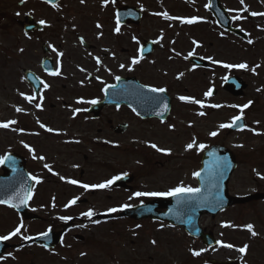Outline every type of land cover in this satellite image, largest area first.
Segmentation results:
<instances>
[{"label":"flooded vegetation","instance_id":"obj_1","mask_svg":"<svg viewBox=\"0 0 264 264\" xmlns=\"http://www.w3.org/2000/svg\"><path fill=\"white\" fill-rule=\"evenodd\" d=\"M219 1L230 26L245 32L248 40L227 29V23L218 22L209 0H12L7 4L0 0V90L6 95V104L0 106V123L16 121L7 128L0 127V158L4 159L0 176L13 173L18 176L15 183L20 184L23 165L32 192L28 206L32 201L39 206L37 211L28 207L37 215L32 220L12 206L0 205V236L21 227L20 234L0 240V247L7 244L0 254V264H169L163 255L159 259L148 253L143 256L139 231L145 223H157L158 227L169 223L150 216L129 217L122 214L125 208L121 207L134 208L160 197L130 199L134 192L168 191L167 160L154 159L160 151L153 150V165L145 166L138 174L120 172L114 166L116 146L160 140L163 133L177 134L178 114L192 110L194 104L179 97L196 96L190 93L188 69L193 68L203 77L213 63L209 58L227 51L230 43L251 45L247 25L259 18L233 8L238 6L235 1ZM151 2L158 3L160 19L153 20L149 15L142 28ZM172 6L178 8L179 15L177 19H166L162 15L165 12L174 17L168 8ZM127 8L139 9L141 21L123 23L117 12ZM192 17L197 18L194 23L182 22ZM41 20L46 23L40 24ZM148 32L154 36L141 37ZM148 41L152 51L141 57L139 49ZM191 57L205 65L197 66L189 61ZM133 58L138 60L136 64H132ZM57 70L58 75L52 74ZM128 85L136 89L128 91L135 92L138 101H156L160 108L156 116L138 114L122 101L118 94L128 92ZM143 86L164 88L165 92L154 93ZM25 97L34 99L29 102ZM106 97V104L97 111L91 109ZM92 100L97 102L92 104ZM167 102L169 108L164 114ZM3 140L10 146H2ZM123 173L131 174V183L119 186L114 182L106 189L81 187ZM15 190L23 193V186ZM73 199L76 203L65 207ZM109 208L119 210L109 213ZM89 209L94 211L93 217L81 215ZM28 223L36 224V231L29 234ZM45 232L46 237L41 235ZM38 236L43 241L27 243L24 239Z\"/></svg>","mask_w":264,"mask_h":264},{"label":"rangeland","instance_id":"obj_2","mask_svg":"<svg viewBox=\"0 0 264 264\" xmlns=\"http://www.w3.org/2000/svg\"><path fill=\"white\" fill-rule=\"evenodd\" d=\"M226 1L229 4L235 1L238 6L233 5L232 7L241 8L246 14L264 12V0H243V3L241 0ZM8 2L12 0H6V4ZM168 8L172 9L174 17L179 15L176 6ZM158 12H160L158 3L151 2L142 19L141 27H146L149 15H152L153 20L160 19ZM252 16L259 19L247 25L251 45L235 41L234 44L230 43L227 51H219L211 57V60L219 63L210 64V70H206V75L203 77L193 68L188 69L190 93L196 95L193 98L202 103H194L196 104L195 109L193 104L192 110L185 109L178 114V133L173 135L163 133L160 140L152 142L116 146L114 166H117L118 171L125 170L138 174L145 166L155 163L150 157L153 156V150L156 152L157 149H163L166 151H160L159 155L156 154L153 158L159 162L167 160L165 168L167 172H170L168 173L170 179L167 176L166 190L169 191L177 186L195 187L196 180L193 173L199 165L201 152L208 145L219 144L230 149L238 160L237 168L227 184L229 194L240 196L264 191V17ZM151 36H154V33L148 32L147 35L144 33L141 37ZM241 63L247 64L248 67L243 69L224 67L225 64L238 65ZM2 66L3 59L0 58V67ZM235 74L247 84L243 95L236 98L221 87L226 76ZM213 88L217 92L215 96H205V93ZM5 99V92L0 90V106L6 104ZM249 101L252 103L241 112V107ZM213 105L221 107H213ZM201 112L204 115H200ZM180 115L182 116L179 117ZM237 115L243 116L246 120L247 125L244 130L238 133H228L227 128H219L220 124L230 123L232 117ZM213 131L218 134L209 135ZM193 139L196 145L203 144L205 147L199 150L196 147L186 149V145ZM152 144H155L157 148L151 147ZM2 146H10V144L3 140ZM28 207L32 211H37L39 208L35 201L30 202ZM199 221L205 232H212L215 239L221 241L220 246L205 248L200 240L191 238L178 226L166 224L164 227H158L157 223L154 225L145 223L139 230L142 235L140 244L143 248V256L148 253L154 257L158 256L159 259V255H163L170 261L169 264H210L211 260L216 261L217 264H223V261L234 258L238 259L241 264H264L263 200L232 206L214 218L202 216ZM225 224L232 226H224ZM248 224L253 225L255 236L245 227ZM27 229H29V234L36 231V224L28 223ZM228 244L233 247L225 246ZM244 245H247L246 251L239 252L238 249ZM201 249L205 251L200 255L192 254L193 251Z\"/></svg>","mask_w":264,"mask_h":264},{"label":"water","instance_id":"obj_3","mask_svg":"<svg viewBox=\"0 0 264 264\" xmlns=\"http://www.w3.org/2000/svg\"><path fill=\"white\" fill-rule=\"evenodd\" d=\"M211 8L214 10V16L217 18L218 22L221 25H226L230 30H233L235 33H239L242 37H246L245 34L242 33L238 29H231L229 27V19L225 15L224 10L221 6H219L218 0H209ZM125 14L129 15L125 18ZM119 17H122L121 21L125 22H139L141 17V12L139 9L127 8L124 10H120L118 12ZM152 49L151 42L145 43L141 48V56H147ZM195 57L189 58V61H195L197 66L203 67L205 63H200ZM246 84L239 77H227L225 79V83L223 88L229 91L233 96L241 95L242 90L245 88ZM128 85V90H136L130 89ZM144 89H149L144 87ZM216 92L212 90V94L214 95ZM108 95V94H107ZM119 97L122 98V101L130 104L133 109L138 113L146 114V115H157L159 105L156 104V101L151 99L150 103L138 101L136 99V93L133 91H121L118 94ZM109 98V95L107 96ZM106 99L98 103L96 106L92 107V110L97 111L99 106H102L108 102ZM167 108L163 107V112H167L169 105L168 102L165 103ZM164 104V105H165ZM245 126L244 119L241 118L236 122L235 126L228 128L229 132L237 131V129H242ZM200 166L198 169L199 176L197 178V188L200 189L199 192L196 193H181L176 196H167L169 198L168 201H160L155 200L154 202H149L142 206L134 207L132 209H127L123 211V214L129 217L142 218L145 216H150L153 219H160L164 221H168L174 225L181 226L184 231L195 238L201 239L204 245L210 247L216 245L212 233H204L199 226V217L202 214H211L212 216L217 215L220 211L225 210L230 207L232 204H241L252 199H262L264 198V194L254 193L251 195H243L240 197H232L228 195L227 183L229 181V176L235 170V158L232 152L221 145H211L203 151L201 155ZM23 171H21L22 175V183H15V179L18 177L15 174L0 176V200H7L9 197H13L15 194L19 193L23 195L26 191L29 190V180L27 175H24L23 165H21ZM14 170V168L12 169ZM196 172V173H197ZM119 186L122 184L131 182V178L129 175L122 176V179L116 181ZM23 193L16 191V187L22 188ZM12 188L14 191H12ZM13 203L17 204L16 208L25 218H33L36 219V215L31 212H28L26 205L19 204L18 199H14ZM9 205V204H8ZM164 208L166 211L164 213L155 212L156 208ZM46 237V236H45ZM43 241L42 236H38V238L30 239L29 242H37ZM6 246V245H5ZM2 247L0 252L6 247ZM225 264H239L236 259L228 260L224 262Z\"/></svg>","mask_w":264,"mask_h":264},{"label":"snow or ice","instance_id":"obj_4","mask_svg":"<svg viewBox=\"0 0 264 264\" xmlns=\"http://www.w3.org/2000/svg\"><path fill=\"white\" fill-rule=\"evenodd\" d=\"M82 2H83V0H82ZM105 2H107V0H105ZM241 3H243V0H241ZM245 11H246V9H245ZM162 15L166 19H177L175 17L168 16V14L166 12L163 13ZM252 15H264V13H252ZM233 19H240V17L239 16H234ZM196 20H197L196 17H192L190 19H183L182 22L191 24V23H194ZM39 23L40 24H45L46 22L41 20V21H39ZM117 23H119V21ZM116 31L117 32L119 31V27H117ZM248 42L252 43L251 40H249ZM50 47H51V45H50ZM53 51H56V50L53 48ZM58 55H60V54H58ZM189 55H192V53H189ZM209 59H211V58H209ZM137 62H138V60L136 58L132 59V64H136ZM213 62L214 63H219L217 61H213ZM57 63L59 64V61ZM98 63H99V60H98ZM121 67H124V65H121ZM224 67H226V68L235 67V68H242L243 69V68H247L248 66L245 63H241V64H238V65L225 64ZM253 71H255V69H253ZM52 74L58 75L59 72L57 70L56 72H54ZM117 79H119V77H117ZM44 87L47 88L48 85L45 84ZM149 91L156 92V93H163V92H165V89L164 88H150ZM211 94H212V89H209L208 92L205 93V96H208V95H211ZM25 99H27V100H29V102H31L34 99V97H25ZM179 99L181 101H189V102L196 103V104H201L202 103L199 100H195L194 98H189V97H185V96H181V97H179ZM96 102L97 101H95V100L91 101L92 104H95ZM251 103L252 102L249 101L248 104L243 105L241 107V112L243 111V109L248 108ZM36 107L39 108V107H41V105L37 104ZM163 107L166 109L167 105L165 104V105H163ZM213 107H221V106L220 105H213ZM16 111L19 112V111H22V109L17 108ZM77 111H79V110H77ZM200 115H204V113L201 112ZM241 118H242L241 115L234 116V117H232L231 123L220 124L219 128H221V129L231 128V127L235 126L236 122L239 121ZM14 123H16V121H8L6 123H0V127L7 128V127H9L10 124H14ZM40 127L44 128L45 125L41 123ZM47 131L51 132V131H53V129L48 128ZM217 134L218 133L215 132V131L209 133V135H211V136H216ZM25 147H28V145H25ZM151 147L157 148V146L155 144H152ZM194 147H196L199 150V149H203L205 147V145H203V144L196 145L195 139H193V141L191 143H188L186 145V149H192ZM157 150L158 151H166V150H163V149H157ZM30 151H31V149H30ZM39 159H44V158L43 157H39ZM3 162H4V159L0 158V163H3ZM44 167L45 168H49V166L47 164H45ZM49 170L51 171V169H49ZM126 175H127V173H123L122 175L113 176L111 179L106 180V181H104V182H102L100 184H93V185L82 184L81 187H83L85 190H88L90 188L91 189H106V188L110 187L115 181H118V180L122 179V176H126ZM193 175L199 176L200 174L197 172V173H194ZM30 179L36 180L37 182H39V180L36 177H30ZM61 179L63 180L65 178L61 177ZM68 182L72 183V184H78L79 183L76 180H69ZM199 191H200V189H198V188L177 186L175 188L170 189L167 192H139V191L138 192H134L132 194V197H130V199L133 198V197H142V196H176V195L181 194V193H196V192H199ZM31 196H32V192L30 190H28L23 195H20L19 193H17L13 197H9L7 200H0V204H9V206L17 207L18 205L13 203L14 199H18L19 200V204L24 205V204H27V202L31 198ZM75 203H76V199L70 200L68 202V204L65 205V207H68V206H70L72 204H75ZM121 207L126 208V207H130V205H122ZM118 210L119 209H117V208H109V209H107V211L109 213L116 212ZM81 215L91 218V217H93L95 215V213H94V211L92 209H89L87 212L81 213ZM60 219L66 221V220L71 219V217H60ZM94 222H98V221H94ZM224 226H232V225L225 224ZM245 227L247 228V230L253 236L256 235L255 231L253 230V225L248 224ZM20 232H21V227L18 226V227H16L14 229V231L10 232L8 235L0 236V240H3V241L9 240L11 237L20 234ZM47 234H48L47 232L41 233V235H43V236H47ZM24 239H29V237H24ZM217 243L219 244V243H221V241H217ZM225 246L230 247V248L233 247V245H231V244H228V245H225ZM246 249H247V245H244L243 247L239 248L238 251L241 252V253H244L246 251ZM203 251H205V249H201L199 251H193L192 254L194 256H198Z\"/></svg>","mask_w":264,"mask_h":264}]
</instances>
